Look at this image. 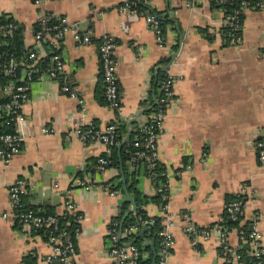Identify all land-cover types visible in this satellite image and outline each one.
<instances>
[{"label": "crops", "instance_id": "1", "mask_svg": "<svg viewBox=\"0 0 264 264\" xmlns=\"http://www.w3.org/2000/svg\"><path fill=\"white\" fill-rule=\"evenodd\" d=\"M123 1L0 0V15L23 24L25 47L39 57L50 51L34 37L43 11H50L55 19L64 17L72 29L90 36L83 43L69 29L57 48L64 71L52 78L39 74L29 81L21 151L8 163L0 158V264H25L26 256L34 257L35 264H46L51 254L41 234L13 218L8 187L17 178L26 180L23 197L38 210L53 207L59 212L64 198L76 205L80 219L73 264H114L107 228L128 195H111L100 184L121 182L122 168L98 169L94 160L107 153L105 144L85 141L74 130L87 120L101 129L112 122L125 124L123 141H127L129 131L149 117L159 89L155 74L164 59L175 82L157 137V159L167 175L169 197L166 207L151 200L144 208L149 216L161 220L167 216L172 222L174 242L165 260L168 264L225 263L220 233L194 242L185 230L190 223L225 228L228 243L238 252L245 242L236 227L214 224L224 214L228 217L225 204L231 195L244 197L245 220L257 217L264 264V164L258 161L255 146L264 132V0L259 7L245 9L241 40L233 43L224 40L223 14L212 0H144L151 8L165 10L169 19L162 43L145 12L121 10ZM105 34L116 42L112 54L119 108L98 99L103 88L98 46ZM63 82L74 95L62 90ZM128 164L129 171L138 170L142 195H156L145 163ZM76 177L91 187L73 185ZM145 243L155 253L154 239ZM157 254L158 261L151 264H163L160 247Z\"/></svg>", "mask_w": 264, "mask_h": 264}, {"label": "built area", "instance_id": "2", "mask_svg": "<svg viewBox=\"0 0 264 264\" xmlns=\"http://www.w3.org/2000/svg\"><path fill=\"white\" fill-rule=\"evenodd\" d=\"M51 0H35V3L49 2ZM212 3L221 10L223 14V25L228 32L223 31L222 35L225 41L231 43L241 40L240 29L242 27V14L248 7L256 8L261 6L262 0H212ZM136 0H124L121 4V10L137 12L135 6ZM146 19L152 29L157 35L159 43L163 42L161 35L160 22L156 14L145 11ZM53 15L50 11H43L39 15L38 22L40 29L34 33L35 39L48 46L50 50L51 64L47 66L41 74L56 77L59 73L64 71V62L57 52L59 47V40L65 32L71 29L74 32L75 38L83 43L90 41V36L87 33L78 32L77 29H72L71 24H67L64 17L58 18V22H52ZM13 24H0V31L12 28ZM116 45L115 39L111 34H105L101 43L98 46L99 57L101 61V78L104 87V95L107 104L114 108H119L120 105V91L117 82V74L115 71L116 60L112 51ZM39 55L35 51H30L27 56V61L17 62L13 58L6 59L4 54L0 52V75L9 76L10 80L6 83H0V97H6L0 102V126L8 129H0V158L8 163L13 157L17 156L21 151L22 141L24 136L22 134L21 126L25 121L23 107L28 101L29 81L35 76V64L39 60ZM27 62V63H26ZM22 65L19 71V65ZM163 76L159 84V94L154 98L151 112L148 119L138 126V131L142 133V138L135 137L130 143L132 150L127 149L130 157L127 162L130 164L137 163L142 159L147 163L150 169H153L157 162V137L159 132L163 129L164 117L166 110L173 98V84L175 78L172 75L168 65L163 66ZM62 90L74 95V90L67 82H63ZM83 108L80 111L81 116H84ZM45 132L49 131L46 127ZM75 133L83 140L94 142H101L106 146V152H110L113 146H118L123 142L118 139L116 133V124L110 123L104 129H101L92 120L80 122L76 128ZM141 146V147H140ZM257 158L261 164H264V132L260 133L255 141ZM111 159L99 156L96 159L98 169L104 170L109 166ZM164 174V172H162ZM153 180L157 174L149 175ZM167 176V175H166ZM167 178V177H166ZM73 185H81L83 187H91L84 180L80 178L73 179ZM111 195H122L120 188H112L109 184H100ZM26 191V180L17 178L8 187L10 197V205L12 207V215L15 221L20 224L36 229H48L49 233L46 241L51 246V254L46 257V264H51L54 260H59L61 264H73L74 256L76 254L75 234L77 227L74 230V235L71 232L60 229L59 215L73 217V222H78L80 215L77 213V208L70 198H64L63 208L54 215H42L31 208H24L23 196ZM156 191L160 194L163 206H167L168 195V181H160L156 186ZM243 195V194H241ZM143 206V205H142ZM134 210L132 204L129 208ZM225 212L231 221H237L239 226L236 227L238 237L242 242H248L246 254L253 258L249 264H263V255L260 245L261 232L257 227V217L245 220L244 200L242 198H235L225 204ZM140 219V218H139ZM144 226H148L155 222L154 216H149L148 219L141 220ZM248 223V228L243 225ZM172 222L166 216L162 219V227L157 231V236L161 239L160 254L163 264H168L165 258L170 253V248L174 242L171 231ZM140 230L138 223L130 224L122 227L114 218L110 220L107 234L110 240L109 254L114 261V264H136L142 252L141 248L131 240V236ZM185 230L189 231L196 242L200 238L207 239L213 233H220L221 249L220 253L225 258L224 264H245L242 254L232 249V246L227 241L228 231L225 228L213 226L212 228H200L194 224H188ZM74 236V238H73Z\"/></svg>", "mask_w": 264, "mask_h": 264}, {"label": "trees", "instance_id": "3", "mask_svg": "<svg viewBox=\"0 0 264 264\" xmlns=\"http://www.w3.org/2000/svg\"><path fill=\"white\" fill-rule=\"evenodd\" d=\"M144 0H136V8L138 12H150L157 15L159 22H160V28H161V35L165 39L166 37V31H167V24L169 23V19L167 15H164V11L156 10L155 8H151L148 4L143 2ZM52 22H58V19L53 18ZM12 23L13 27L5 30V32L0 31V52H2L6 59L13 58L17 62H24L27 60V56L29 54V49L25 47L24 44V26L23 24L17 22L10 16L6 15H0V24H9ZM40 29V23L37 22L35 24L34 32L36 30ZM223 31L228 32V29L225 27L223 28ZM30 61V60H27ZM166 59L162 60L161 68L158 69L157 73L155 74V86L159 88L160 80L163 76V66L166 64ZM27 63V62H26ZM51 64L50 54L47 56L40 57L39 60L35 64V71L34 75H39L41 72ZM24 64L19 65V71L21 70V67ZM10 80L9 76H3L0 75V83H6ZM159 94V89L157 94H155V97ZM6 97H0V102L5 100ZM100 102H105V95H104V87L102 88L100 95L98 97ZM8 129L7 127L0 126V129ZM127 129L125 127V124L116 123V133L118 134V139L123 141V136L126 133ZM142 133H140L136 128L134 130L129 131V138L127 141H123V145L121 147L113 146L112 147V153L109 155L108 153L102 154L105 158L111 159L110 165H114L116 167H121V175L122 180L116 183L113 179L111 181L110 186L112 188H120L121 191L124 193L126 192L128 195V198H125L121 202V208L120 212L117 216L114 217L115 220L118 221L119 224H121L122 227L128 226L130 224L138 223L140 225V230L132 235L131 240L134 243V245H137L139 248H141L142 252L148 251L147 255L141 254L140 257L137 260L136 264H151L152 261H158V254L157 249L161 245V239L157 236V231L161 229L162 227V220L161 217H155V222L153 224L148 225L143 231V224L140 222L141 220H145L149 218V215L147 214L144 205L148 201H154L161 203L160 194H156L152 197L143 196L140 190L137 187V174L138 170L129 171L128 167L126 166V161L130 157L129 152L127 149L132 150V146L130 143L134 140L135 137H138L139 139L142 138ZM122 143V142H121ZM141 147V146H140ZM96 163V161L94 160ZM141 162H144V160L140 159L137 161V163L134 164H128L129 166L138 165L141 164ZM146 172L148 175H153L154 173L157 174V176L152 180L154 184L157 186L160 181H165L166 176L165 174H162L164 172V167L160 162L158 161L156 166L153 169H150L147 163H145ZM242 198L243 196H227L228 200L235 199V198ZM24 200V208H31L38 212V214L42 215H50L55 214L56 210L53 207H46L45 210H38L36 207H33L32 205L28 204L25 197H23ZM244 200V197H243ZM134 205L135 209L130 210V206ZM143 205V206H142ZM59 225L60 229H65L74 235V230L77 227L76 222H73V217L71 215L68 216H62L59 215ZM140 218V219H139ZM221 222V223H220ZM219 223H214L217 225H226L230 228L239 226V223L237 221H230L228 220V217L226 215H223L222 221ZM248 223H245L243 225L244 228H248ZM213 225V224H212ZM202 228V227H200ZM142 231V232H141ZM35 233H39L42 235L43 238H47L49 230L40 228L34 230ZM150 237L154 239V251L151 250L150 245L145 243V239L149 240ZM74 238V236H73ZM75 240V239H74ZM245 242V244L242 246L241 249L238 250L239 253L242 254V258L245 261V264H249L253 261V258L250 256H247L246 252L248 249V243ZM25 264H35L34 257H25Z\"/></svg>", "mask_w": 264, "mask_h": 264}, {"label": "water", "instance_id": "4", "mask_svg": "<svg viewBox=\"0 0 264 264\" xmlns=\"http://www.w3.org/2000/svg\"><path fill=\"white\" fill-rule=\"evenodd\" d=\"M85 23V22H83ZM51 264H61L59 260H54L53 262H51Z\"/></svg>", "mask_w": 264, "mask_h": 264}]
</instances>
